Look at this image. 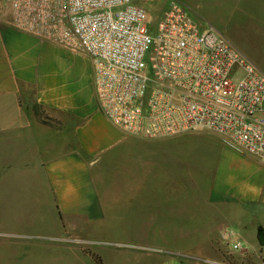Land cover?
<instances>
[{
    "label": "crops",
    "instance_id": "obj_1",
    "mask_svg": "<svg viewBox=\"0 0 264 264\" xmlns=\"http://www.w3.org/2000/svg\"><path fill=\"white\" fill-rule=\"evenodd\" d=\"M179 1L206 21L233 7L264 37V11L248 13L264 0ZM10 194L41 226L1 236L74 244L101 264H264V163L210 135L125 134L100 112L86 56L0 19V202ZM234 226L237 255L219 234Z\"/></svg>",
    "mask_w": 264,
    "mask_h": 264
},
{
    "label": "built area",
    "instance_id": "obj_2",
    "mask_svg": "<svg viewBox=\"0 0 264 264\" xmlns=\"http://www.w3.org/2000/svg\"><path fill=\"white\" fill-rule=\"evenodd\" d=\"M10 27L86 56L102 115L143 141L210 135L264 163V74L170 0H0ZM220 236L243 252L230 231Z\"/></svg>",
    "mask_w": 264,
    "mask_h": 264
},
{
    "label": "rangeland",
    "instance_id": "obj_3",
    "mask_svg": "<svg viewBox=\"0 0 264 264\" xmlns=\"http://www.w3.org/2000/svg\"><path fill=\"white\" fill-rule=\"evenodd\" d=\"M135 2L149 12L152 17H158L166 10L170 0H135ZM263 7V4H260L259 1L252 10L248 9V13L250 14V11H252L255 21H263ZM215 12L217 15L207 21L203 17H198L193 13L189 15L199 25L212 26L217 29L221 35L228 38V41L238 48L264 74L263 35L246 31L245 26L239 23V16L233 19V7L216 8ZM19 199L10 194L1 200L0 230L25 233L27 231H33L32 229L34 227L41 226L38 223L31 225L26 222L27 219L25 218L27 217H23L19 209ZM224 230H232L233 236L235 237L239 229L237 226H234L231 228H223L222 231ZM253 243L255 244L256 242L254 241ZM242 245L244 249H248L245 243H242ZM76 246L70 243L29 240L27 238L0 235V264H98L91 257L89 251L83 248V252L89 253L90 256L83 255L77 250ZM89 249L95 253L100 248L98 249L96 246L91 245ZM228 249L235 255L240 253L239 251L232 250L230 247ZM236 264L245 263L241 261Z\"/></svg>",
    "mask_w": 264,
    "mask_h": 264
},
{
    "label": "trees",
    "instance_id": "obj_4",
    "mask_svg": "<svg viewBox=\"0 0 264 264\" xmlns=\"http://www.w3.org/2000/svg\"><path fill=\"white\" fill-rule=\"evenodd\" d=\"M261 234L264 235V233H261ZM259 237H260V236H259ZM263 237H264V236H263ZM91 257L96 261V263L101 264L100 260H99L96 256H94V255L91 254Z\"/></svg>",
    "mask_w": 264,
    "mask_h": 264
},
{
    "label": "water",
    "instance_id": "obj_5",
    "mask_svg": "<svg viewBox=\"0 0 264 264\" xmlns=\"http://www.w3.org/2000/svg\"><path fill=\"white\" fill-rule=\"evenodd\" d=\"M259 242L261 243V244H264V235L263 234H261V233H259Z\"/></svg>",
    "mask_w": 264,
    "mask_h": 264
}]
</instances>
